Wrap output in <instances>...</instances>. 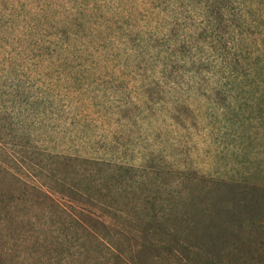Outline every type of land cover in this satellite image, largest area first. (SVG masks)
<instances>
[{"label":"rangeland","instance_id":"1","mask_svg":"<svg viewBox=\"0 0 264 264\" xmlns=\"http://www.w3.org/2000/svg\"><path fill=\"white\" fill-rule=\"evenodd\" d=\"M152 225L154 264H264V0H0V264Z\"/></svg>","mask_w":264,"mask_h":264},{"label":"trees","instance_id":"2","mask_svg":"<svg viewBox=\"0 0 264 264\" xmlns=\"http://www.w3.org/2000/svg\"><path fill=\"white\" fill-rule=\"evenodd\" d=\"M255 68L252 69V71ZM83 213V211L77 212L74 214ZM67 216H70V214H66ZM112 219L116 220L118 224L121 225L120 227V235L124 234L126 232V227H125V215L122 212L114 213L111 215ZM71 219V218H70ZM78 220V218H76ZM176 220L178 222L190 225L191 223H195L194 217L192 218L189 212L184 213L182 216L178 215L176 216ZM79 222H82L83 225H85L83 221L78 220ZM65 225L66 230L64 231V235L69 237L72 232H71V225L70 223L68 224V221L65 220ZM95 228H98L103 231H105V234L108 238H111L112 234L111 231L115 230L114 226H111L109 224H106V222L101 221L100 219L96 220V225L93 224ZM124 227V228H123ZM90 230V229H89ZM91 231V230H90ZM155 226L152 225L148 230L140 231L139 228L132 229L131 234L132 236L130 237L131 240L134 241V246L131 249V253H126L129 257V260H127L126 256L124 253L118 250L119 248H116L114 245H109V243L104 242V239H100L99 236L97 235L96 232H88L85 237H78L80 241L84 240H91L93 244V247H91V252L94 254L95 251V258H92L93 263L91 264H100V259L102 258L104 252L106 251V248L108 247L110 250L106 253L107 259H108V264H154L153 260L156 256L157 249H155ZM134 232V233H132ZM173 233L178 234V238L174 239L173 246L181 247V248H187L184 245V241L181 240V235L180 232L177 230H172L168 229L165 233L166 239H169L170 236H172ZM142 235V236H141ZM180 237V238H179ZM147 241L146 244L142 245V248H140V241ZM148 239V240H147ZM103 240V241H102ZM142 254L145 255V259L142 260ZM125 256V257H124ZM124 257V258H123ZM106 260V258H105Z\"/></svg>","mask_w":264,"mask_h":264}]
</instances>
